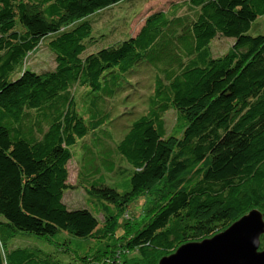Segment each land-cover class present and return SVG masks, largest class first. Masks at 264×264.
<instances>
[{"label": "trees", "instance_id": "16d2710c", "mask_svg": "<svg viewBox=\"0 0 264 264\" xmlns=\"http://www.w3.org/2000/svg\"><path fill=\"white\" fill-rule=\"evenodd\" d=\"M124 1L0 0V264H158L251 210L264 215V0L153 8L134 34L88 52L87 19ZM217 38L232 43L215 56ZM43 43L54 67L38 73L25 63ZM145 73L151 89L137 96L132 80ZM133 103L144 107L137 118ZM172 109L174 140L164 121ZM73 158L88 195L78 209L63 202ZM153 184L159 210L114 251L123 218L112 205L127 217L124 207ZM59 234L57 251L99 247L63 260L11 243Z\"/></svg>", "mask_w": 264, "mask_h": 264}, {"label": "rangeland", "instance_id": "374dc122", "mask_svg": "<svg viewBox=\"0 0 264 264\" xmlns=\"http://www.w3.org/2000/svg\"><path fill=\"white\" fill-rule=\"evenodd\" d=\"M183 0H127L116 6L110 7L102 12H98L87 20L92 23L93 36H95L89 43L88 52L98 50L100 48L107 47L113 43L121 41L128 36L134 34L137 28L143 23L150 10L158 9L161 6L169 5L170 3H179ZM258 27H264V21L260 22ZM232 41L225 40L222 38L215 39L211 44V49L215 56L222 55L225 53L231 45ZM25 67L32 71L42 73L47 70H51L54 67V57L48 50L45 43L41 44L37 50L29 55ZM132 83L138 86L140 89L138 95H145L150 91V81L148 74H141L136 76ZM134 99V103L138 102V98ZM133 103V108L129 109L134 113L132 118H137L139 114L143 113L144 107ZM132 105V104H130ZM123 106H119L118 111L122 112ZM126 111V110H125ZM180 113L176 110H170L164 117L168 136L176 139L180 136V130H178V117ZM185 114V113H181ZM128 117V116H127ZM126 121L120 120L114 126L112 130L115 138H120L124 132V124ZM78 166L79 163L74 158L68 163V184L71 189L64 193L63 202L68 209L84 208L88 205V195L85 188L80 183L78 178ZM160 197H162V186L153 184L150 189L137 198L132 200L128 205L124 207L126 209L127 217L123 216L115 205H112L115 217L121 219L118 226H116V238L109 241V245H114V251L117 249V244L120 239L126 238V235L131 232L132 229L140 227L142 222L147 220L148 216L156 213L159 208ZM148 208V209H147ZM159 210V209H158ZM114 236V234H113ZM64 235L59 234L55 237L53 242H48L36 237L17 235L12 238L11 243L13 245H32L40 248L45 252H50L58 258H64L63 260L74 259L75 254H84L89 249L91 253L99 247L96 240H88L83 243H77L73 241L69 250L57 251L58 247L56 244L62 243ZM261 241V239H260ZM81 242V241H80ZM264 242V237H263ZM101 257H103L101 255ZM100 257V258H101ZM99 258V259H100Z\"/></svg>", "mask_w": 264, "mask_h": 264}, {"label": "water", "instance_id": "95a60500", "mask_svg": "<svg viewBox=\"0 0 264 264\" xmlns=\"http://www.w3.org/2000/svg\"><path fill=\"white\" fill-rule=\"evenodd\" d=\"M264 215L251 210L224 231L179 246L158 264H264Z\"/></svg>", "mask_w": 264, "mask_h": 264}]
</instances>
